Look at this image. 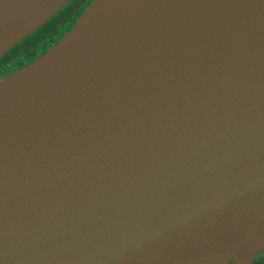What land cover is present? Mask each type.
<instances>
[{
  "label": "water",
  "instance_id": "1",
  "mask_svg": "<svg viewBox=\"0 0 264 264\" xmlns=\"http://www.w3.org/2000/svg\"><path fill=\"white\" fill-rule=\"evenodd\" d=\"M53 1L0 0V58ZM99 4L0 79V264H250L264 0H165L86 35Z\"/></svg>",
  "mask_w": 264,
  "mask_h": 264
},
{
  "label": "trees",
  "instance_id": "2",
  "mask_svg": "<svg viewBox=\"0 0 264 264\" xmlns=\"http://www.w3.org/2000/svg\"><path fill=\"white\" fill-rule=\"evenodd\" d=\"M90 2L91 0H71L42 27L13 46L4 57L0 58V65L12 62L15 59L17 52L20 51L19 49L26 50L27 54L18 62L17 69H14L7 74L10 75L36 61L44 55L43 52L50 47V45L52 46L48 50L53 48L57 44L54 43V41L68 26L74 23L75 18L78 16H80L79 18L82 17ZM63 38L64 37L62 36L58 43L63 40Z\"/></svg>",
  "mask_w": 264,
  "mask_h": 264
},
{
  "label": "bare ground",
  "instance_id": "3",
  "mask_svg": "<svg viewBox=\"0 0 264 264\" xmlns=\"http://www.w3.org/2000/svg\"><path fill=\"white\" fill-rule=\"evenodd\" d=\"M164 1L165 0H100L98 16L90 23L86 30V35L92 34L94 31H101L111 21L122 18V15L126 13H138L142 9L157 5Z\"/></svg>",
  "mask_w": 264,
  "mask_h": 264
},
{
  "label": "rangeland",
  "instance_id": "4",
  "mask_svg": "<svg viewBox=\"0 0 264 264\" xmlns=\"http://www.w3.org/2000/svg\"><path fill=\"white\" fill-rule=\"evenodd\" d=\"M92 1L93 0H91V2H90V4L87 6V9L90 7V5H91V3H92ZM80 16H78L77 18H75V20H74V23H72L70 26H68L66 29H65V31L62 33V34H60V36L54 41V43H58V41L61 39V37L62 36H64V35H66V34H68L70 31H72V28L73 27H75V26H77V24L79 23L78 21L82 18H79ZM78 19V20H77ZM52 45H50V47H51ZM50 47H48L44 52H43V54H46L49 50V48ZM20 51H18L17 52V54H16V57H15V59L12 61V62H10V63H3V64H1L0 65V78H1V74H4L5 76H7V75H9V74H7V73H10L12 70H14V69H17V65H18V62L19 61H21V59L22 58H24L25 56H26V54H27V51L26 50H23V49H19ZM9 52V51H8ZM7 52V53H8ZM5 56V55H4ZM3 56V57H4ZM7 74V75H6Z\"/></svg>",
  "mask_w": 264,
  "mask_h": 264
},
{
  "label": "flooded vegetation",
  "instance_id": "5",
  "mask_svg": "<svg viewBox=\"0 0 264 264\" xmlns=\"http://www.w3.org/2000/svg\"><path fill=\"white\" fill-rule=\"evenodd\" d=\"M4 76V74H1V78ZM250 264H264V250L258 252Z\"/></svg>",
  "mask_w": 264,
  "mask_h": 264
}]
</instances>
